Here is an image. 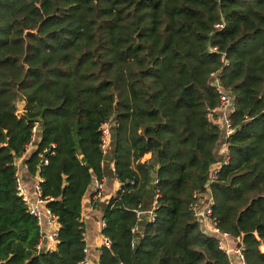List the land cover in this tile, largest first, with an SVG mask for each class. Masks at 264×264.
<instances>
[{
    "label": "trees",
    "instance_id": "1",
    "mask_svg": "<svg viewBox=\"0 0 264 264\" xmlns=\"http://www.w3.org/2000/svg\"><path fill=\"white\" fill-rule=\"evenodd\" d=\"M212 73L234 128L210 185L213 218L241 238L246 264H264V0H0V264H80L82 201L106 173L109 118L120 188L102 209L111 246L98 264H229L189 210L218 161ZM36 123L23 164L59 224L55 250L40 254L14 167ZM154 200V221L137 220Z\"/></svg>",
    "mask_w": 264,
    "mask_h": 264
},
{
    "label": "built area",
    "instance_id": "2",
    "mask_svg": "<svg viewBox=\"0 0 264 264\" xmlns=\"http://www.w3.org/2000/svg\"><path fill=\"white\" fill-rule=\"evenodd\" d=\"M219 73H212L211 77L214 82V87L218 94V105L216 109L210 111L207 114V119L210 123L216 126L221 131V140L218 145V161L214 164L210 171L209 177L206 182L205 190L203 192L195 191L192 194V201L189 205V210L192 213L194 220L198 223L201 231L209 237L216 240L217 247L220 251L229 258V264H246L244 259V246L240 237L232 238L229 234L222 232L218 229L215 219L213 218V196L210 190L211 183L216 179L221 167L225 166L229 162V143L234 128L230 122V112L232 110V98L229 92L225 91L219 80ZM116 126L115 121L112 118L102 122L99 127V151L102 156V165L104 158L108 157L112 153V140L111 133ZM38 124L36 123L31 131V137L27 142L23 154L15 161V184L16 195L22 201L26 207L27 213L35 219L36 225L39 229L40 239L36 245V253H50L54 251V248L58 242L59 224L58 218L48 208V199L43 198L41 192L42 178L39 176L37 183L34 185L35 200L31 201L24 190V185L21 180V167H23V161L26 155L31 151L35 145L36 134ZM54 148V145H51ZM48 153V149H44L39 155L41 159L40 165H47L48 160L44 154ZM146 161V160H145ZM38 174V173H37ZM157 180L154 177L151 181V185L155 186ZM103 191V178L98 181L93 179L90 197L92 200H99ZM157 195L155 196V198ZM156 207V201L154 200L151 207L148 210H142L140 207L135 211L136 218L139 221L153 222L155 218L154 209ZM142 223V222H141ZM140 223V224H141ZM46 225L49 228V232L43 233V226ZM104 223H101V229L104 228ZM111 243L108 239L102 236V248L109 249ZM54 247V248H53ZM84 257L80 264H88V252L85 248Z\"/></svg>",
    "mask_w": 264,
    "mask_h": 264
},
{
    "label": "crops",
    "instance_id": "3",
    "mask_svg": "<svg viewBox=\"0 0 264 264\" xmlns=\"http://www.w3.org/2000/svg\"><path fill=\"white\" fill-rule=\"evenodd\" d=\"M32 151V150H31ZM29 151V153L31 152ZM150 155L145 156L144 160H148ZM21 167V180L24 185V190L31 201L35 200L34 185L38 181V174H28L22 164ZM106 173L103 177V191L99 200H92L90 197L91 187L89 193L85 195L82 201V223L84 224L85 231V244L88 252V264H98L100 248H102V235L101 223L103 222L102 212L103 207L108 200L115 195L120 188V182L115 177L113 168V155L104 158L103 165ZM49 232V228L44 225L43 233ZM54 248V247H53ZM55 250V248H54Z\"/></svg>",
    "mask_w": 264,
    "mask_h": 264
},
{
    "label": "water",
    "instance_id": "4",
    "mask_svg": "<svg viewBox=\"0 0 264 264\" xmlns=\"http://www.w3.org/2000/svg\"><path fill=\"white\" fill-rule=\"evenodd\" d=\"M23 107H24V102L19 101V102L17 103V109H18V110H22ZM115 111H116V109H115ZM153 178H154V175L151 174V181H152ZM139 226H144V224L141 223V224H139Z\"/></svg>",
    "mask_w": 264,
    "mask_h": 264
},
{
    "label": "rangeland",
    "instance_id": "5",
    "mask_svg": "<svg viewBox=\"0 0 264 264\" xmlns=\"http://www.w3.org/2000/svg\"><path fill=\"white\" fill-rule=\"evenodd\" d=\"M154 194V190L152 188H150L147 192V199H152V196Z\"/></svg>",
    "mask_w": 264,
    "mask_h": 264
}]
</instances>
